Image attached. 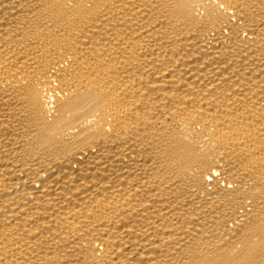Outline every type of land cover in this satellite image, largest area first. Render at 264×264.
I'll use <instances>...</instances> for the list:
<instances>
[{
    "label": "bare ground",
    "instance_id": "bare-ground-1",
    "mask_svg": "<svg viewBox=\"0 0 264 264\" xmlns=\"http://www.w3.org/2000/svg\"><path fill=\"white\" fill-rule=\"evenodd\" d=\"M0 264H264V0H0Z\"/></svg>",
    "mask_w": 264,
    "mask_h": 264
}]
</instances>
